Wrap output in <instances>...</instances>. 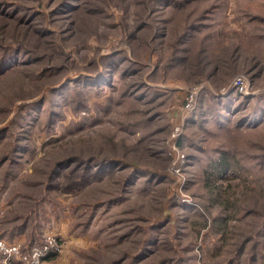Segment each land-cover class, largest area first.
Segmentation results:
<instances>
[{
    "label": "rangeland",
    "instance_id": "1",
    "mask_svg": "<svg viewBox=\"0 0 264 264\" xmlns=\"http://www.w3.org/2000/svg\"><path fill=\"white\" fill-rule=\"evenodd\" d=\"M0 238L264 264V0H0Z\"/></svg>",
    "mask_w": 264,
    "mask_h": 264
},
{
    "label": "built area",
    "instance_id": "2",
    "mask_svg": "<svg viewBox=\"0 0 264 264\" xmlns=\"http://www.w3.org/2000/svg\"><path fill=\"white\" fill-rule=\"evenodd\" d=\"M234 84L240 91H246L248 78L239 77ZM49 247H33L30 254H23L17 243H8L0 238V264H13L18 261L19 264H40L41 259L49 252Z\"/></svg>",
    "mask_w": 264,
    "mask_h": 264
},
{
    "label": "trees",
    "instance_id": "3",
    "mask_svg": "<svg viewBox=\"0 0 264 264\" xmlns=\"http://www.w3.org/2000/svg\"><path fill=\"white\" fill-rule=\"evenodd\" d=\"M219 168V167H218ZM219 171H220V168H219Z\"/></svg>",
    "mask_w": 264,
    "mask_h": 264
}]
</instances>
